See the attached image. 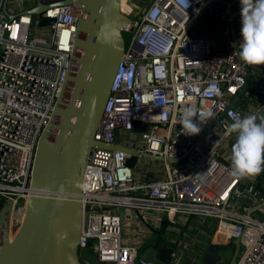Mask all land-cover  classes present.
Returning a JSON list of instances; mask_svg holds the SVG:
<instances>
[{"label":"built area","instance_id":"obj_1","mask_svg":"<svg viewBox=\"0 0 264 264\" xmlns=\"http://www.w3.org/2000/svg\"><path fill=\"white\" fill-rule=\"evenodd\" d=\"M76 1L48 7L34 24L27 9L10 18L0 0V200L12 199L14 211L23 210L31 194L39 140L74 66L84 12ZM240 11V0H152L124 26L130 37L95 134L99 144L90 150L82 190L74 195L84 210L82 252L91 243L103 264H151L124 241L120 213L145 208L173 221L176 215H197L218 221L217 229L223 222L237 226L244 248L236 264H264V205L252 212L261 202L264 178L232 175L236 133L230 125L245 115H264V64L250 65L254 96L250 91L242 106H230L247 77L232 35L234 25L240 42ZM44 18L54 23L39 26ZM33 26L48 33L32 35ZM188 106L214 113L198 135L181 131ZM100 143L137 149L135 167L127 163L132 154ZM180 156L187 160L183 167L168 161ZM156 161L161 170L150 168L136 178L138 166ZM172 258L180 264L178 249Z\"/></svg>","mask_w":264,"mask_h":264},{"label":"water","instance_id":"obj_2","mask_svg":"<svg viewBox=\"0 0 264 264\" xmlns=\"http://www.w3.org/2000/svg\"><path fill=\"white\" fill-rule=\"evenodd\" d=\"M8 2L4 0L3 9L13 18L16 14L8 11ZM76 3L84 12L78 18L72 57L74 66L39 140L31 194L25 203L24 218L12 237L13 200L6 198L0 202V264H89L81 258L79 248L83 204L74 195L82 190L90 150L99 144L95 134L124 55L123 29L132 18L123 14L122 0H77ZM71 4L73 0H36V5L26 12L33 14V23L36 24L38 16L48 7ZM53 23L54 19L44 18L39 26L47 27ZM232 35L238 49L239 38L234 25ZM250 67L246 66V83L234 95L231 107L257 86V81H251ZM235 138H231V148ZM102 145L132 154L127 163L135 167L139 154L137 149ZM143 156L153 161L163 160L162 156L148 152H143ZM184 158L180 156L168 161L183 167L187 162ZM258 177L264 178V171ZM259 197L261 202L252 212L264 205V193ZM177 219L178 215L174 217L175 221ZM240 248L237 239L228 264L237 263ZM176 249L164 240L146 244L145 259L151 264H172V254ZM200 254V264L221 262L218 255L211 253V245L200 250Z\"/></svg>","mask_w":264,"mask_h":264},{"label":"clouds","instance_id":"obj_3","mask_svg":"<svg viewBox=\"0 0 264 264\" xmlns=\"http://www.w3.org/2000/svg\"><path fill=\"white\" fill-rule=\"evenodd\" d=\"M241 30L239 57L247 65L264 64V0H240ZM214 113L186 107L180 116L181 131L198 135ZM229 132L236 133L232 145V175L248 177L264 171V115L256 113L235 119Z\"/></svg>","mask_w":264,"mask_h":264},{"label":"crops","instance_id":"obj_4","mask_svg":"<svg viewBox=\"0 0 264 264\" xmlns=\"http://www.w3.org/2000/svg\"><path fill=\"white\" fill-rule=\"evenodd\" d=\"M10 1L11 0L8 2V11L11 14H18L20 11L36 5V0H29L27 8V0H14L13 5H10ZM17 8L20 9L19 12L16 11ZM245 180L246 179H243L240 188H243L242 184H244ZM120 213L123 217L124 241L128 244L137 246L139 248V253L142 255H144V251L141 253L140 250L145 248L146 244L164 240L172 247L176 246L178 248L182 245L184 250L189 249V251L193 253V256L188 260V264H198L196 261H199L198 258H201L200 250L203 251L210 246L212 242L217 244V241L213 239L215 232L213 235L209 232V230L212 231L214 227V223L211 220L216 221L213 218L197 215H179L177 221H173L167 217L165 212L145 208L121 209ZM182 234L184 239L181 238ZM221 247H218L219 251ZM234 250L235 247L232 250V254ZM230 258L231 255L227 259V263ZM218 264L223 263L221 261Z\"/></svg>","mask_w":264,"mask_h":264},{"label":"rangeland","instance_id":"obj_5","mask_svg":"<svg viewBox=\"0 0 264 264\" xmlns=\"http://www.w3.org/2000/svg\"><path fill=\"white\" fill-rule=\"evenodd\" d=\"M152 2V0H123L122 2V12L123 14L127 15V16H130V17H133L135 13L139 12V11H142L145 7H147L150 3ZM14 4V0H11L10 1V5H13ZM29 5V0H27L26 2V8L28 7ZM11 8V7H10ZM17 12L20 11L19 8H17L16 10ZM15 11V12H16ZM48 33V29H39L38 30V27H34L32 28V35H36V36H42V35H46ZM123 37H124V40H125V45L126 43H128L129 41V37H130V33L126 32V31H123ZM0 54H1V48H0ZM243 99L239 101V106H242L243 105ZM155 167H159L160 170L162 169V164L161 162L159 161H156V162H152L151 164L149 163H146L145 165L143 166H138L136 171H135V175H136V178L137 179H140L142 176L139 174L140 172H143V171H146L150 168H155ZM261 183L259 182H256L255 183V186L256 188L260 185ZM26 203V202H25ZM214 224L216 223V221L214 220H211ZM12 235H14V232L19 228L20 225H16V221L14 220L13 218V225H12ZM181 238L184 239L183 237V234L181 235ZM240 243L242 244L243 246V241L241 240ZM241 246V249H240V252H239V256H238V259L240 258V255L242 254V251H243V248L244 246L242 247ZM234 245L231 244V245H223L221 248H220V252L222 254H225L226 253V257H225V261L223 264H228L227 263V259L230 257V255L232 256V250L234 249ZM178 251L179 253L181 254V261H180V264H188V260L190 259L191 256H193V253H191L188 250H184L182 245H180L178 248ZM143 251H145V248H143L142 250H140L141 253H143ZM82 259L84 260L85 258H87L91 264H103L101 262L98 261V259L96 258V255H94L93 253H83L81 255ZM199 261L201 258H198ZM230 261V260H229ZM198 263V261H196Z\"/></svg>","mask_w":264,"mask_h":264},{"label":"bare ground","instance_id":"obj_6","mask_svg":"<svg viewBox=\"0 0 264 264\" xmlns=\"http://www.w3.org/2000/svg\"><path fill=\"white\" fill-rule=\"evenodd\" d=\"M122 2H123V0H122ZM158 132L161 133L160 130H158ZM15 213L18 216L17 219L23 220L24 213H25V207L23 208V210H18L16 212H14L13 218H15ZM12 223H13V220H12ZM11 234H12V229H11ZM238 236H239V228L237 226L223 222L220 224L219 228L215 232L213 239L216 240L220 244H224V245L234 244V245H236V240L238 239ZM211 253L218 255V257L221 258L222 263H224L225 257L227 255H226V253L222 254L219 251L218 245L215 244L214 242L211 243Z\"/></svg>","mask_w":264,"mask_h":264},{"label":"trees","instance_id":"obj_7","mask_svg":"<svg viewBox=\"0 0 264 264\" xmlns=\"http://www.w3.org/2000/svg\"><path fill=\"white\" fill-rule=\"evenodd\" d=\"M251 94L254 96V94H255V91H252L251 92ZM18 210H20V206L19 207H17L16 209H15V211L14 212H16V211H18ZM17 217V214L15 213V218ZM213 230L212 231H210L209 230V232L211 233V235H213V233L216 231V229H217V226H218V221H216V223L215 224H213ZM217 245H218V247L220 246H223L224 244H220V243H218L217 242ZM83 254V253H93V251H92V248H91V243L89 244V246L87 247V250H84L83 252L80 250V254ZM82 258V257H81Z\"/></svg>","mask_w":264,"mask_h":264},{"label":"flooded vegetation","instance_id":"obj_8","mask_svg":"<svg viewBox=\"0 0 264 264\" xmlns=\"http://www.w3.org/2000/svg\"><path fill=\"white\" fill-rule=\"evenodd\" d=\"M200 262H201V260H200V261H198V264H200Z\"/></svg>","mask_w":264,"mask_h":264}]
</instances>
